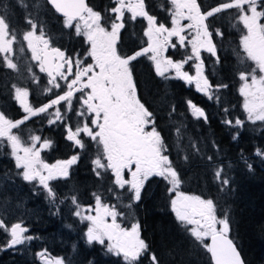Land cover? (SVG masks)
I'll list each match as a JSON object with an SVG mask.
<instances>
[{
    "label": "snow or ice",
    "instance_id": "6c2138e0",
    "mask_svg": "<svg viewBox=\"0 0 264 264\" xmlns=\"http://www.w3.org/2000/svg\"><path fill=\"white\" fill-rule=\"evenodd\" d=\"M168 3L169 9L160 5L168 14V23L151 13L146 0H109L102 11L95 10L87 0H32L31 5L26 0H16L25 12L23 28L12 24L10 13H0V67L19 72L16 53L27 50L34 62L26 68L28 81L39 89L40 76L34 68L47 77L46 85L40 89L45 97L43 102L30 103L28 86L12 83L8 88L9 95L14 89L13 99L22 115L13 118L0 110V157L13 160L15 169L3 171L0 188L15 179L27 182L33 196L43 195L50 215L61 216L67 209L70 217L84 225L81 240L85 246L99 245L105 254L122 258L123 264H142L144 260L147 264H164L160 253L142 237V224L134 215L143 202L147 183L162 178L168 185L175 220L181 226H191L186 231L210 254L213 264H247L238 244L230 238L229 213L223 211L218 216L213 199L180 190L181 170L158 130L153 106L139 94L134 63L146 58L155 77L194 85L196 92L217 108L219 122L230 132L231 141L236 142L248 125H264V0H215L209 4L200 0H168ZM30 8L32 11H28ZM45 10L58 15L64 29L83 38L86 48L82 53H69L53 46L45 31L46 21L40 16ZM126 13L130 15L126 17ZM138 18L146 23L139 36L134 31L130 33L137 46L122 51L123 34ZM218 22H222L220 27L216 26ZM226 29L241 33L239 50L232 49L238 62L250 61L254 65L233 72L240 82L243 119L234 115L235 106L224 100L223 94L230 84L216 74L223 64L220 53ZM177 48L184 50L180 59L167 55L170 49ZM202 53L213 58L211 78L206 74V58ZM186 67L193 69L194 74ZM184 103L192 117L210 124L205 107L191 98H185ZM177 114L184 115L177 113V105L173 103L168 115ZM37 117H43L37 121L41 127L29 130L25 136L22 130ZM45 126L62 129V138L69 142L72 154L53 163L43 159L42 153L56 145L54 139L42 134ZM258 130L264 132V127ZM190 140L194 155L211 173L218 191L230 192L234 182V176L229 174L231 162L224 163L218 142L208 140L212 149L208 154L200 139ZM90 144L96 145L94 153H88ZM5 147L10 148L8 153L2 151ZM83 154L89 155L90 170L98 181L97 191L89 194L87 202L80 198L78 186L60 193L54 184L71 178L72 169ZM182 159L185 163L189 161L187 155ZM257 159L264 164V146L253 145L251 156L239 150V163L248 174H255ZM106 182L108 187L104 188ZM109 198L116 203L105 202ZM25 204L26 201H20L17 207L23 208ZM128 215L133 216L134 222L125 227L118 218L126 219ZM64 227L73 229L72 224ZM0 232L8 237L0 250L44 241L42 236L30 234L32 230L23 217L11 222L0 216ZM72 250L80 254L78 242L72 244ZM34 255L40 264H73L66 256L52 255L47 247H41ZM80 264L96 261L84 255Z\"/></svg>",
    "mask_w": 264,
    "mask_h": 264
},
{
    "label": "trees",
    "instance_id": "16d2710c",
    "mask_svg": "<svg viewBox=\"0 0 264 264\" xmlns=\"http://www.w3.org/2000/svg\"><path fill=\"white\" fill-rule=\"evenodd\" d=\"M31 5L32 0H26ZM201 3H215V0H200ZM90 6L97 11H102L109 5V0H88ZM160 5L164 0H153L150 6L151 13L159 16ZM28 11H32L30 8ZM0 13H10L11 22L17 27L23 28L22 20L25 12L16 4V0H0ZM41 18L46 21L45 31L52 39V44L66 49L68 52L82 53L86 45L82 37L74 35L73 30L64 29L61 18L49 11H42ZM222 22L217 23V27ZM138 22L129 24V30L124 32L120 48L126 47L129 51L136 47V41L133 40L130 33L133 31L139 36L141 34L138 28ZM240 32L226 29V38L222 42L223 50L220 55L223 58V64L217 68L218 78L230 84V88L223 94L227 104L235 106L234 115L244 118L242 112L243 98L238 93L240 82L233 75L234 70H244L254 66L252 62L245 61L243 64L238 59L232 49H237L239 44ZM168 55L174 59H180L184 55V50L170 49ZM206 58V74L210 75L212 71V59L209 54L202 53ZM26 57V58H25ZM16 61L19 65V75L13 71L0 67V110H5L10 117L20 118L22 110L17 102L14 101V89L9 95L8 88L11 83H23L22 77L25 75L26 68L30 64L25 53L16 55ZM135 77L139 83V94L143 100L153 106V111L158 117L157 126L170 147L171 158L176 160L183 176V183L180 190L186 194L201 195L204 198H211L217 203L218 216L223 211H227L231 220L230 236L238 244L247 264H264V164L257 159L255 161V174H248L239 163V150L243 149L245 154L251 156L253 145L264 146V132L258 129L264 127L259 123L256 126L248 125L240 139L232 142L230 132L219 122L220 116L217 108L206 101L203 94L195 90L194 85H187L180 80L164 81L155 77L153 67L146 58H141L134 63ZM190 73L193 69L187 68ZM7 84V88L5 85ZM26 84L30 89L31 103L43 102L45 97L41 95L40 89L45 85H40L39 89ZM19 86V85H18ZM167 94V95H166ZM191 98L198 106L206 108L211 117L210 124L202 120L197 121L191 116L184 100ZM175 103L177 113H183L169 116V107ZM186 125V127H185ZM27 126V129H37L41 125L33 118ZM180 131H177V129ZM43 135L57 140L59 147L55 149L53 156L51 152H43L42 156L46 162L52 163L57 158H66L72 154L69 142L62 138V129L58 126H45ZM49 135V136H48ZM192 139H200L201 147L208 154L212 153L211 146L207 143L209 139H215L225 158L224 163L231 162L230 175L234 176V182L231 185V191L227 194L218 191L212 175L205 169L200 158L195 156L190 143ZM92 144L88 148V153H94ZM4 153L10 151L9 147L2 149ZM50 151V150H48ZM179 152V158L177 153ZM183 155L189 157L185 163ZM251 162V161H250ZM88 154H83L82 159L77 166L72 169L71 178L67 181L61 180L54 182L55 187L60 193H67L69 188L78 186L80 189V198L87 202L89 194L97 191V183L91 170ZM5 169L15 171L14 161L6 156L0 157V176ZM108 187L106 182L104 188ZM168 185L162 178H153L147 183L143 191V202L135 210L134 215L142 224V237L152 248L158 251L164 264H213L210 255L195 241L186 231V227L181 226L176 220L174 213L170 208V194L167 192ZM123 203H127L126 198H122ZM26 201L23 208L17 207V203ZM109 202L116 201L109 198ZM124 210V209H121ZM0 216H6L11 222H16L23 217L27 226L32 230L30 234H38L44 238V241H32L28 245H18L11 249L0 250V264H40L38 258L34 255L41 247H47L52 255L66 256L73 261V264H80L84 255L89 258H95L96 264H123L122 258L105 254L99 245H93L91 248L84 245L81 235L84 231V225L74 220L65 209L61 216H52L49 214V205L44 200L43 195L33 196L30 191V185L20 179L15 182H7L3 188H0ZM126 226H130L133 220L132 215H128L123 220ZM72 224L73 229L69 230L64 225ZM8 237L0 232V246H2ZM78 242L80 254L77 255L72 250V244ZM207 243V239L205 240ZM147 264V261H142Z\"/></svg>",
    "mask_w": 264,
    "mask_h": 264
},
{
    "label": "flooded vegetation",
    "instance_id": "af4514ba",
    "mask_svg": "<svg viewBox=\"0 0 264 264\" xmlns=\"http://www.w3.org/2000/svg\"><path fill=\"white\" fill-rule=\"evenodd\" d=\"M146 3H147V6H148V8H149V10L150 11H152L151 9H150V6H151V4L153 3V0H146ZM89 4V3H88ZM167 6V8L166 9H169V3H168V0H164V6ZM160 12H162V10L160 9ZM130 15V13H126V17L127 16H129ZM163 22H165V23H168V14H167V12L166 11H163L162 13H160L159 14V16H158ZM137 22H138V28H140V32H142V29H143V27L145 26V21L142 19V18H138L137 19ZM53 46H55V47H59V46H56V45H53ZM61 48V47H60ZM62 50H65V49H63V48H61ZM178 49V48H177ZM176 49V50H177ZM122 51L123 50H126V47H122V49H121ZM69 53H72V52H69ZM16 55H17V53H16ZM26 58V57H25ZM15 62L17 63V61H16V59H15ZM89 63H91L92 61L91 60H89L88 61ZM18 64V63H17ZM20 68V67H19ZM34 71H36L37 72V74L40 76V85H46V81H47V77H46V75L45 74H40L39 72H38V68H34ZM14 72V71H13ZM19 72H21V73H24V72H22V71H20L19 70ZM19 72H14L15 74H17V75H19ZM22 79L24 80V82L23 83H16L17 85H29V84H26V82H28V79H27V74H26V72H25V75L22 77ZM13 83H15V82H13ZM12 84V83H11ZM10 84V85H11ZM32 85V84H31ZM44 87V86H43ZM29 100L31 101V99H30V97H29ZM56 127L57 126H54L53 128L54 129H56ZM23 131V134L27 131V126L22 130ZM49 136V135H48ZM52 138V137H51ZM52 139H54L55 140V138H52ZM55 142H56V145H55V147L53 148V149H51L50 151H47V152H51V155L53 156V154H54V152H55V149H57L58 147H59V143L57 142V140H55ZM92 146L94 147V148H96V145L95 144H92ZM57 159H61V158H57ZM56 159V160H57ZM56 160H54V162L56 161ZM49 163V162H48ZM53 163V162H52ZM105 202H108L107 200L105 201ZM109 203H113V202H109ZM116 203V202H115ZM123 220L124 219H121V218H118V222L119 223H121L123 226H125V227H128V226H126L125 224H124V222H123Z\"/></svg>",
    "mask_w": 264,
    "mask_h": 264
},
{
    "label": "rangeland",
    "instance_id": "374dc122",
    "mask_svg": "<svg viewBox=\"0 0 264 264\" xmlns=\"http://www.w3.org/2000/svg\"><path fill=\"white\" fill-rule=\"evenodd\" d=\"M169 6V5H168ZM23 53H25V55L27 56V58H28V60H29V62L30 63H34V62H32L31 60H30V52L29 51H27V50H25V52H23ZM18 54H20V52L19 51H17V55ZM167 55H168V53H167ZM185 70H187V67H186V69ZM188 71V70H187ZM191 74H194V72L193 73H191ZM19 86H21V85H19ZM31 103V102H30ZM37 121L38 120H42L43 119V117H37V118H35ZM29 126H27V128H28ZM28 132H29V130L27 129V131L24 133V135L26 136L27 134H28ZM36 134H40L39 132H37ZM44 136H46L47 137V135H45L44 134ZM43 154V153H42Z\"/></svg>",
    "mask_w": 264,
    "mask_h": 264
},
{
    "label": "water",
    "instance_id": "95a60500",
    "mask_svg": "<svg viewBox=\"0 0 264 264\" xmlns=\"http://www.w3.org/2000/svg\"><path fill=\"white\" fill-rule=\"evenodd\" d=\"M87 3H88V0H87ZM230 238H232L231 236H230ZM207 243H210V239H207ZM210 255V254H209ZM213 263V262H212Z\"/></svg>",
    "mask_w": 264,
    "mask_h": 264
}]
</instances>
